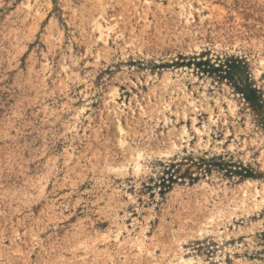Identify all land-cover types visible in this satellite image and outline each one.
<instances>
[{
	"label": "rangeland",
	"instance_id": "rangeland-1",
	"mask_svg": "<svg viewBox=\"0 0 264 264\" xmlns=\"http://www.w3.org/2000/svg\"><path fill=\"white\" fill-rule=\"evenodd\" d=\"M182 261L264 264V0H0V264Z\"/></svg>",
	"mask_w": 264,
	"mask_h": 264
},
{
	"label": "trees",
	"instance_id": "trees-1",
	"mask_svg": "<svg viewBox=\"0 0 264 264\" xmlns=\"http://www.w3.org/2000/svg\"><path fill=\"white\" fill-rule=\"evenodd\" d=\"M225 66H227V69H228L226 71H224ZM237 67H238V64H234V63L229 64V65H218V66L211 65V68H213V70L224 72L227 75H231L232 72L235 69H237ZM247 90H249V94L247 95L248 100L251 101L252 103L256 102L255 97H256L257 92L248 85H247Z\"/></svg>",
	"mask_w": 264,
	"mask_h": 264
},
{
	"label": "bare ground",
	"instance_id": "bare-ground-1",
	"mask_svg": "<svg viewBox=\"0 0 264 264\" xmlns=\"http://www.w3.org/2000/svg\"><path fill=\"white\" fill-rule=\"evenodd\" d=\"M184 263H185V262L182 261V262H180L179 264H184Z\"/></svg>",
	"mask_w": 264,
	"mask_h": 264
}]
</instances>
